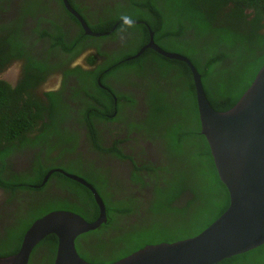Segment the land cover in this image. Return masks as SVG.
I'll use <instances>...</instances> for the list:
<instances>
[{
	"label": "trees",
	"instance_id": "16d2710c",
	"mask_svg": "<svg viewBox=\"0 0 264 264\" xmlns=\"http://www.w3.org/2000/svg\"><path fill=\"white\" fill-rule=\"evenodd\" d=\"M8 1L0 0V75L19 66L16 60L24 68L14 84L0 78V188L11 192L10 198L20 199L19 194L12 193L23 191L30 202L23 208L22 217L15 220V226L5 228V236L9 237L4 242L0 240V257L16 253L24 232L48 212L67 210L88 222L98 217L93 195L80 183L56 171L42 184L53 168L84 178L104 202L107 221L75 239L79 256L92 264H110L146 245L194 237L215 221L228 207L229 195L200 133L196 92L188 65L150 48L129 58L148 42L151 29L154 42L163 50L177 52L191 61L201 75L211 107L227 111L239 101L264 63V0H111V7L104 4L106 0H99L102 12L97 15L78 0H68L93 32L110 34L92 38L80 29L76 31L77 54L92 45L98 55H90L99 56L102 61L90 75L85 72V81H79L73 96L82 102L77 110L61 98V90L45 92L43 96L37 87L51 68L40 51L49 55L60 46L73 56V45L64 40L67 30L63 32L69 21L66 18L73 15L62 0H18L15 14L7 16L4 11L9 8ZM46 1L55 5L60 22L48 19ZM28 19L30 23L37 21L33 28L24 22ZM42 22H50L51 26L41 27ZM25 28L30 29L28 35L23 32ZM56 29L59 34H55ZM41 38L50 42L46 51L38 48L39 43L38 51L33 46ZM112 43L114 49H103ZM94 59L91 56L89 62ZM128 75L144 78L145 84L150 85L146 97L149 115L137 125L146 122L152 128L167 120L168 154L174 160L187 162L184 168L171 172L162 168L170 175L157 174L158 179L151 185L153 193L146 199L124 200L109 193L102 173L82 167L84 159L74 150L76 134L58 126L59 121L74 120L85 128L95 149L124 158L118 146L106 149L100 143L97 124L122 125L126 107L121 102L114 105L112 94L100 88L98 79L111 87ZM168 84L172 87L167 88ZM119 90L114 91L119 93L118 100L135 108L134 97ZM81 92L93 101L81 98ZM67 99L75 101L69 96ZM115 110V117L104 115ZM126 125L129 133L136 126L132 122ZM66 144L70 145L67 151L75 156L72 163L63 160ZM85 160L89 162L90 158ZM18 163L27 166L18 171ZM133 180L142 182L137 175ZM18 228L22 229L20 234H10ZM15 236L18 238L12 240ZM57 242L56 235L45 236L33 248L28 264H53ZM215 264H264V244Z\"/></svg>",
	"mask_w": 264,
	"mask_h": 264
},
{
	"label": "water",
	"instance_id": "95a60500",
	"mask_svg": "<svg viewBox=\"0 0 264 264\" xmlns=\"http://www.w3.org/2000/svg\"><path fill=\"white\" fill-rule=\"evenodd\" d=\"M63 2L78 17L86 34L100 35L90 30L67 0ZM147 48L188 65L196 92L200 133L207 141L218 177L227 188L229 204L196 236L146 245L110 264H215L264 244V63L239 101L221 112L211 107L201 75L191 61L177 52L163 50L154 42L151 29L146 45L129 59ZM56 171L91 192L99 208L98 217L88 222L67 210L51 211L30 225L18 252L0 257V264H28L33 248L49 234L58 239L54 264H92L79 256L75 239L107 221L104 202L84 178L62 169L50 170L42 184Z\"/></svg>",
	"mask_w": 264,
	"mask_h": 264
},
{
	"label": "flooded vegetation",
	"instance_id": "af4514ba",
	"mask_svg": "<svg viewBox=\"0 0 264 264\" xmlns=\"http://www.w3.org/2000/svg\"><path fill=\"white\" fill-rule=\"evenodd\" d=\"M79 2L83 3L88 11L97 15L100 14L101 11V2L99 0H78ZM121 1V0H120ZM18 0H9L7 3L9 5L8 10H5L4 13L7 16H13L15 13V7L17 5ZM105 5L109 7L112 6L111 0H106ZM69 5L72 6L70 1H68ZM63 4V2H62ZM46 10L50 14H46L48 19L53 20L55 22H60L61 20L56 15V7L51 1L45 2ZM65 7V5L63 4ZM42 8V7H41ZM66 9V7H65ZM38 12H40L38 10ZM45 16V14H44ZM46 18V17H45ZM69 21L67 22L66 26L63 29L65 30L66 34L64 40L69 42L73 45V56H69L63 51V48L58 46L54 48L49 55H46L43 51H40L43 55V60H46L47 63L51 64V68L49 69V73L47 74L46 78L38 83L39 92L42 93L44 96L45 92H58L61 90V98L65 99L71 107L75 110L81 107L82 102L80 99L76 101L73 98L76 88L80 86L79 81L86 80V73L89 71H95L96 68L102 63L101 57L97 56V63L95 65H88L85 61L84 54L87 53H94L97 54V49L94 46H88L82 52L77 54V46L78 44L75 42L74 38L77 35L76 30L73 28V21L70 17L66 18ZM30 19L24 20V22L28 25V27L33 28L36 25L37 21L32 20L30 23ZM41 27H49L51 26L50 22H42L40 23ZM25 35L30 33V29L25 28L23 30ZM59 29H56L55 34H59ZM110 34H105L102 37L109 36ZM92 38H97L92 36ZM90 39H87L89 41ZM47 38H41L38 42L33 44L34 48L37 50L36 45L39 43L38 48L44 49L46 51V47H49V41ZM32 41H26V44L32 43ZM146 45V44H145ZM159 46V45H158ZM115 48L114 43L104 45L103 49L105 51H110ZM38 51V50H37ZM136 55V54H135ZM39 58V57H38ZM17 62H20L18 64ZM19 66L14 65L17 69L16 76L22 74V69L24 65L21 61L16 60ZM77 68L81 69L83 72H78ZM108 70V69H107ZM119 71V70H118ZM75 74H66L72 73ZM17 79H15L14 83ZM98 79V84L102 90H104L107 94L111 93L114 100V105L117 102H121L126 107V110L122 113L123 114V124L115 126L112 125H98L97 129L99 130V139L100 143L103 148L109 149L114 145L120 148V151L125 155L124 158H118L112 155L108 151H98L93 147L92 142L90 143L86 137V130L85 128L79 127V125L74 121H67L62 120L63 122L58 123L59 128H68L70 131H73L76 134V139L74 140V150L75 153H80L84 159V166H82L85 170H89L92 173H102L103 178L106 182V190L113 194L120 196L119 198H123L124 200L128 198H143L146 199L149 197L152 192L153 181L155 182L158 179L157 174H165L170 175L171 171L175 169L184 168L187 164L184 160H174L168 154L169 147H168V137L166 135V129L168 127V121L166 122H159L154 124L152 128H148L146 122L143 124L137 125L141 123L143 119L146 118V114L149 115V106L146 103L147 97V88L150 85L145 84V79L137 76L128 75L126 78H123V82H114V85L111 87L104 83H101ZM13 83V84H14ZM172 84H168L167 88H171ZM142 88L145 89L143 92ZM118 89L119 91L125 92L130 94V97H134L136 101L135 108H130L126 105L124 100H118ZM115 91V92H114ZM37 93V91H36ZM81 98H87L89 101H93V98L86 97L84 93H80ZM72 97L71 102L67 98ZM44 102V101H43ZM45 105H49V101L45 102ZM78 108V109H79ZM75 113V112H73ZM118 110H115L114 113H104L106 117H115L117 116ZM144 117V118H143ZM132 122L134 125V130L131 133L128 131V126L126 123ZM115 123V122H113ZM88 132V130H87ZM66 148V152L63 156V160L66 163H72L71 159H75L74 153H70L67 149L70 147L69 144L64 145ZM30 155L28 153L25 157ZM86 158H90L89 162L85 160ZM29 158V157H28ZM26 158V159H28ZM67 160V161H66ZM27 165H20V163L15 165V169L18 171L21 168L26 167ZM166 167L167 171H162L161 169ZM53 169H61V168H53ZM49 172V171H48ZM47 172V173H48ZM46 173V174H47ZM68 173V172H67ZM73 174V173H71ZM134 175H137L142 179V182L136 183L133 180ZM49 178V177H48ZM47 181V180H46ZM53 188V187H52ZM50 191V190H49ZM23 191L16 190L12 194H19L20 199L18 198H10L11 192L5 191L4 189L0 188V240L5 241L9 236H5V228H13L16 224L15 220L17 218L22 217L25 213L26 206L29 204L30 200L26 193H22ZM54 195L60 196L59 192L53 191ZM53 196V195H52ZM19 213L16 216V213ZM135 215V214H134ZM16 216V217H14ZM133 216V215H130ZM22 229H16L14 232H11V235H18L20 234ZM25 233V232H24ZM24 236V234H23ZM22 236V238H23ZM18 237H12V240L17 239ZM21 238V241H22ZM20 241V245H21Z\"/></svg>",
	"mask_w": 264,
	"mask_h": 264
},
{
	"label": "clouds",
	"instance_id": "9594fccd",
	"mask_svg": "<svg viewBox=\"0 0 264 264\" xmlns=\"http://www.w3.org/2000/svg\"><path fill=\"white\" fill-rule=\"evenodd\" d=\"M68 1V0H67ZM62 2H63V0H62ZM63 4H64V2H63ZM69 4V3H68ZM65 5V4H64ZM70 6V5H69ZM65 7H66V5H65ZM78 15H79V17L85 22V24L89 27V25L87 24V22H86V20L84 19V17L83 16H81L80 15V13L79 12H77L76 10H75V8H73L72 6H70ZM67 8V7H66ZM68 9V8H67ZM88 10V9H87ZM68 11L71 13V15H73V16H70V18H71V20L73 21V28L77 31L78 29H80L82 32H83V34L84 35H86V36H90V37H92V36H94V35H88V34H86L85 33V30H84V28H83V26H82V24H81V22H80V20L78 19V17L74 14V13H72L69 9H68ZM90 28V27H89ZM90 30H91V28H90ZM92 31V30H91ZM93 32V31H92ZM94 33H98V32H94ZM100 35H98V36H95V37H100L101 35H105V34H108V33H99ZM102 37V36H101ZM90 54H92V52H90V53H87V54H84V57H85V61H86V63L88 64V65H95L96 63H97V56H95V55H90ZM91 56H94L95 57V59H94V61H90L89 62V58L91 57ZM10 69V68H9ZM79 72H82V70L81 69H79L78 70V72H76V74H78ZM90 72L91 71H89V75H90ZM199 73V72H198ZM2 79V78H1ZM49 213V212H48ZM44 216V215H43ZM35 221V220H34ZM33 221V222H34ZM32 222V223H33ZM57 248V247H56ZM15 254V253H14ZM31 255V254H30ZM55 257H56V255H55ZM54 261H55V258H54ZM54 261H53V264H54ZM29 262V261H28Z\"/></svg>",
	"mask_w": 264,
	"mask_h": 264
},
{
	"label": "rangeland",
	"instance_id": "374dc122",
	"mask_svg": "<svg viewBox=\"0 0 264 264\" xmlns=\"http://www.w3.org/2000/svg\"><path fill=\"white\" fill-rule=\"evenodd\" d=\"M16 73H17V69L15 66H13L10 69L1 73L0 78L6 80L8 82L14 83V81L16 79Z\"/></svg>",
	"mask_w": 264,
	"mask_h": 264
},
{
	"label": "bare ground",
	"instance_id": "6f19581e",
	"mask_svg": "<svg viewBox=\"0 0 264 264\" xmlns=\"http://www.w3.org/2000/svg\"><path fill=\"white\" fill-rule=\"evenodd\" d=\"M70 212H71V211H70ZM73 213H74V212H73ZM29 227H30V226H29ZM27 230H28V229H27ZM27 230H26V231H27ZM26 231H25V232H26ZM24 234H25V233H24ZM57 243H58V242H57ZM19 249H20V247H19ZM17 252H18V251H17Z\"/></svg>",
	"mask_w": 264,
	"mask_h": 264
}]
</instances>
